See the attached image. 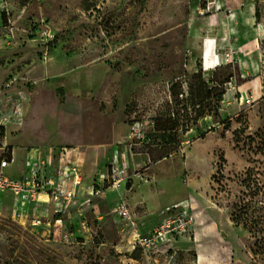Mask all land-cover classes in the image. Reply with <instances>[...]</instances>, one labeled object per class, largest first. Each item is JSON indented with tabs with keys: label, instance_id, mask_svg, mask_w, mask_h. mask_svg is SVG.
Instances as JSON below:
<instances>
[{
	"label": "rangeland",
	"instance_id": "1",
	"mask_svg": "<svg viewBox=\"0 0 264 264\" xmlns=\"http://www.w3.org/2000/svg\"><path fill=\"white\" fill-rule=\"evenodd\" d=\"M199 73L218 90L227 81L229 95L207 108L218 116L195 123L188 99ZM176 113L189 131H154L157 119ZM8 120L21 124L12 126L15 145L24 142L54 167L76 166L83 187L95 178L101 184L119 149L129 174L149 180L141 185L135 176V192H123L143 233L193 217L202 231L188 246L203 250L209 264H254L253 242L231 213L249 168L264 185V0H0V124ZM137 122L151 143L178 151L157 164L141 143L131 153ZM8 147L5 138L0 160ZM18 157L6 170L10 177L25 173L22 152ZM13 214L6 196L0 264H137L103 246L99 221L73 204L62 230L43 224L35 232L31 217L16 221ZM193 255L184 264H194Z\"/></svg>",
	"mask_w": 264,
	"mask_h": 264
},
{
	"label": "built area",
	"instance_id": "2",
	"mask_svg": "<svg viewBox=\"0 0 264 264\" xmlns=\"http://www.w3.org/2000/svg\"><path fill=\"white\" fill-rule=\"evenodd\" d=\"M228 95L226 94V97ZM248 104H251V101H248ZM15 124L21 125L8 120L3 126L7 130L9 126ZM132 135V141L127 143L130 144L131 153L135 145L146 139V133L142 134L140 122L134 125ZM12 162L13 156L12 160L7 158L0 160V200L10 196L14 220L29 221L34 205L43 201L51 206L52 217L51 219L30 218L31 226L39 229L43 224L48 227L54 224L62 230L66 225V211L75 202L77 193L84 183L81 170L71 165L58 168L54 167L52 162L36 160L29 164L25 175L15 178L6 174ZM135 176L139 178L141 185L149 183L142 173L135 174ZM134 177L121 163L119 149L115 150L107 178L101 184L95 182L91 187V193L87 198L89 205L92 206L93 211L97 212L98 217H103L106 209L110 210L106 220L112 222L114 226H120L121 232L129 236L133 253L141 252L143 256H150L152 253L165 249V264H184L186 260L180 262L179 259L181 253L185 258L188 255L182 247L184 242L188 245L196 241L194 218L180 215L174 219H167L149 232L143 233L138 224L137 211L133 209L128 198L123 196V192L127 194L135 192ZM109 193H115L118 196L117 200L111 201ZM89 224V222L82 223L81 229L88 232Z\"/></svg>",
	"mask_w": 264,
	"mask_h": 264
},
{
	"label": "trees",
	"instance_id": "3",
	"mask_svg": "<svg viewBox=\"0 0 264 264\" xmlns=\"http://www.w3.org/2000/svg\"><path fill=\"white\" fill-rule=\"evenodd\" d=\"M258 17V14L256 15ZM194 84L190 87V97L188 101L190 102L192 108H195V120L197 123L208 116L216 117L218 112L212 113L208 110L213 102H220L225 97V92L223 91V85L227 82L225 81L221 86L222 89L218 90L217 87H209L208 83L203 79L201 73L193 75L192 77ZM173 97L178 99V93L174 91L172 93ZM177 113L170 117H161L155 122L154 131L156 133H167L179 131L187 132L189 127L181 128L178 124L179 118ZM224 124V122H223ZM6 138V128L0 124V143ZM148 135L146 139L141 144L147 151L148 159L150 164H157L164 159H168L170 156L174 155L178 150L169 145H159L151 143ZM160 148L152 152L153 147ZM8 157L7 159L12 160V147H8ZM135 150V149H134ZM156 151V154L154 152ZM254 168H249L245 173V178L242 181V186L244 190L241 191V195L236 198V202L233 204V211L231 213V221L236 225V227H241L245 232L248 233L250 240L253 242L251 247V254L253 256L254 264H264V185L259 181L254 175ZM99 236V234H98ZM137 253V254H136ZM136 260L141 259V252H134L133 255ZM140 254V255H139ZM139 255V256H137ZM180 254V262L186 258Z\"/></svg>",
	"mask_w": 264,
	"mask_h": 264
},
{
	"label": "crops",
	"instance_id": "4",
	"mask_svg": "<svg viewBox=\"0 0 264 264\" xmlns=\"http://www.w3.org/2000/svg\"><path fill=\"white\" fill-rule=\"evenodd\" d=\"M15 125H18V124H15ZM12 148L14 149L13 150L14 155H13V162H12L11 166H13L14 164L17 163V161L19 159L18 152H22L24 161L26 163L25 173H26V170H27L29 164L31 162L39 159L38 154L35 153V150L34 149L33 150L27 149V145L24 142L20 143V145H18V146L14 144L12 146ZM48 160H49V162H53L52 158H50V157ZM67 165L74 166L72 164H67ZM25 173L23 175H25ZM83 176H84V181H85V175H83ZM107 176H108V173L105 175V178L103 180H105L107 178ZM95 179L92 181L93 184L91 186H88V187L82 186V189L79 190V192L77 193L78 196L76 197L75 202L72 204H73V207H76L78 209V212L80 214H83L82 216H84V217H87V215H85V214L90 212L91 214H90V216H88V217H90V222H94L96 220L99 221L98 226H99V229L101 230V234L104 237V241H105V244H103V246H105L107 249L108 248H114L119 252H124L126 260H132L137 264H155L154 263L155 261L159 262L160 257H162L166 260L165 255L143 256L144 258H143L142 262H139V260H136L133 257V250H132V247L130 246V243H129L130 242L129 236L125 235L124 233L121 232L120 226H114L112 222H109L106 220L107 214H110V210L106 209L105 213L103 214L104 216L98 217L97 212L93 211V209H91V207H90L91 205H89V202H87L88 201L87 198H88L89 194L91 193V187L96 182ZM83 185H84V183H83ZM40 203H43L44 205H36L33 207V210H32L33 212H31V214H30L31 219H34L35 217L51 219V215H52L51 206L49 204L43 202V201H41ZM138 206H140L141 208H143V207L145 208L147 206V204L145 202L144 203L141 202ZM134 209L136 210V207H134ZM88 217L86 218L87 220L89 219ZM137 217H138V214H137ZM139 220H140V218L138 217V224H139ZM30 223H29V226L31 227ZM139 227H140V230L142 232H144L143 229L141 228L140 224H139ZM33 229L35 232L41 230V228L38 229V228H34V227H33ZM201 231H202V228L201 227L198 228V225H197V232L195 235L196 241L195 242H197L199 236H201ZM47 232H50V231H47ZM194 251L197 252V258H195L194 264H209L208 263V260H209L208 255L205 254V258L201 260L200 253L203 250L198 251L197 246L196 247H194V246L190 247V246L186 245L185 252H188V255H186L187 257L193 255ZM120 254H122V253H120ZM106 261L108 262L106 264H116L114 258H106L105 262Z\"/></svg>",
	"mask_w": 264,
	"mask_h": 264
},
{
	"label": "bare ground",
	"instance_id": "5",
	"mask_svg": "<svg viewBox=\"0 0 264 264\" xmlns=\"http://www.w3.org/2000/svg\"><path fill=\"white\" fill-rule=\"evenodd\" d=\"M12 132H13L12 126H9L7 129L6 142H7V145L11 147L14 145V139L11 138ZM200 257H201V260L205 258V253L203 251L200 253Z\"/></svg>",
	"mask_w": 264,
	"mask_h": 264
}]
</instances>
